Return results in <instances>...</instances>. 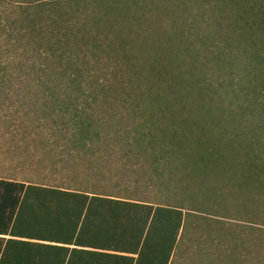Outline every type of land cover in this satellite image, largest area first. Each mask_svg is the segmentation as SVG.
I'll use <instances>...</instances> for the list:
<instances>
[{
	"label": "trees",
	"instance_id": "trees-1",
	"mask_svg": "<svg viewBox=\"0 0 264 264\" xmlns=\"http://www.w3.org/2000/svg\"><path fill=\"white\" fill-rule=\"evenodd\" d=\"M0 264H264V0H0Z\"/></svg>",
	"mask_w": 264,
	"mask_h": 264
},
{
	"label": "rangeland",
	"instance_id": "rangeland-1",
	"mask_svg": "<svg viewBox=\"0 0 264 264\" xmlns=\"http://www.w3.org/2000/svg\"><path fill=\"white\" fill-rule=\"evenodd\" d=\"M16 86V85H15ZM17 87V86H16ZM13 91H17L15 88H13Z\"/></svg>",
	"mask_w": 264,
	"mask_h": 264
}]
</instances>
